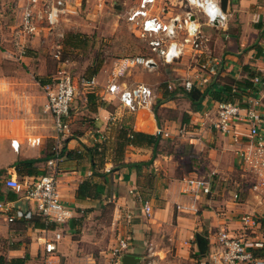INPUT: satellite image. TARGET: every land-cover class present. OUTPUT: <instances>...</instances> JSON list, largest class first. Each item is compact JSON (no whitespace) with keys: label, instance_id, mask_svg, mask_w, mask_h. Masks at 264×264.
I'll use <instances>...</instances> for the list:
<instances>
[{"label":"crops","instance_id":"crops-1","mask_svg":"<svg viewBox=\"0 0 264 264\" xmlns=\"http://www.w3.org/2000/svg\"><path fill=\"white\" fill-rule=\"evenodd\" d=\"M11 1L0 0L3 33L11 31L19 16ZM139 1L104 0L103 5L96 0L70 2L53 34L42 31L26 42L21 62L34 65L32 60L39 53L36 50L41 45L51 47L58 34L62 35L63 47L78 49L80 46L65 43L68 34L83 38L84 32L88 34L95 27L97 14L113 6L124 9L126 14ZM216 1L227 14L225 25L210 26L200 21L206 50L197 63H206L208 72L214 68L209 81L203 87L197 86L196 77L205 74L206 69L194 66L188 47L178 62L167 64L169 73L174 72L181 80L191 78L199 89L210 83L219 91L230 87L233 100L258 98L264 111V0ZM154 5V13L164 19L173 15L181 18L187 10L179 0H156ZM164 5L168 9L162 12ZM79 11H84L83 16ZM13 50L8 43H0V200L17 198L5 186V174L40 175L46 170L45 161L57 157L58 191L72 216L64 224L48 222L37 215L24 223H8L14 226L12 229L0 223V235L28 238L10 241L12 257H25L24 264H120L122 255L131 254L139 259L136 264H145L150 252L155 264H162L163 257L172 250L174 261L192 262L194 257L210 259L218 250L215 233L219 228L264 245V190L250 188L255 177L246 174L235 153L236 143L213 127L216 103L221 100L208 93L194 110L182 94L170 97L179 86L175 82L162 83L159 77L150 76L142 80L138 75L128 80L125 76L132 69L120 82L127 86L145 83L154 89V97L147 106L127 111L116 97L102 98L112 63L108 69L96 66L86 71L87 76L95 77L96 86L72 102L67 133L56 134L52 116L44 111L46 96L42 109L52 127L31 132L21 123L33 117V72L31 67L26 71L6 66L10 61L16 63ZM38 65L43 68V63ZM43 74L35 77L40 86L50 82L48 73ZM256 74L262 75L260 83L252 81ZM14 122L18 125L12 126ZM239 129L245 131V126ZM131 132L140 136L131 138ZM34 138H39V143H31ZM12 139L19 143L17 151L11 146ZM192 178L205 180L210 192L204 193L186 182ZM145 204L150 207V215L145 214ZM246 214L256 222L252 229L243 226L241 218ZM56 232L62 236L56 249L46 254L44 241ZM196 234L206 240L204 255L198 250ZM120 239H127L128 247L115 254ZM254 252L264 255V246Z\"/></svg>","mask_w":264,"mask_h":264},{"label":"built area","instance_id":"built-area-1","mask_svg":"<svg viewBox=\"0 0 264 264\" xmlns=\"http://www.w3.org/2000/svg\"><path fill=\"white\" fill-rule=\"evenodd\" d=\"M74 0H12V6L19 11L15 26L10 32L3 33L0 29V43H8L13 52L12 58L21 60L25 54L27 41L46 31L53 34L63 16L68 12V5ZM103 5L104 0H96ZM187 8L184 15H173L164 19L160 14L154 13L156 0H140L135 7H131L125 14V19L137 32V35L146 43V54L126 55L116 59L107 78L102 98L107 95L116 97L120 105L127 111L135 112L147 106L154 97V89L142 82L132 86L120 82L122 76L135 68L153 70L157 62L165 64L178 62L185 55L186 48L192 52V61L197 68L205 70V74L197 76V86H205L209 81V74L214 68L207 71L206 63H197L199 56L205 52L206 38L200 30V21L210 26L223 27L227 21L216 0H179ZM168 7L164 5L162 12ZM4 35H8L4 37ZM58 39L62 38L58 34ZM56 57H59L61 46L56 45ZM191 61V66L193 65ZM216 64V62H215ZM58 77L44 85L46 103L44 111L52 116L54 129L57 135H64L69 131V116L71 104L76 94L88 92L95 88L96 79L93 76H71L65 70L58 71ZM262 75H254L252 81L260 83ZM185 90L195 87L192 79H184L179 83ZM171 87V84H168ZM245 100V99H244ZM222 100L216 103V118L213 127L223 135H230L236 143L235 153L242 161V165L249 177L250 188L254 191L264 190V111L260 99ZM245 126V131L239 129ZM160 131V130H159ZM167 135L166 132H164ZM34 138L31 143H39ZM11 146L18 150L17 140H11ZM59 159L50 158L45 161L46 170L40 175L5 174V186L17 194L13 201L0 200V215L8 223L19 218L30 219L32 215L43 217L48 222L64 224L71 216L70 208L62 203L58 191V178L60 174ZM196 189L204 193L210 192L209 184L198 178L187 179ZM238 196L235 194V197ZM17 201H26L27 209L16 206ZM144 211L150 215V207L145 204ZM244 228L252 229L256 226L254 219L246 214L241 218ZM218 250L210 255V262L217 264H264V255L254 252V249L264 245L259 240H247L232 236L225 228H219L216 233ZM62 234L56 232L53 237L44 241V252L52 253ZM128 247L127 239H120L114 249L115 254L124 252ZM149 250V249H148ZM211 263V264H212ZM145 264H155L153 256L148 253Z\"/></svg>","mask_w":264,"mask_h":264},{"label":"rangeland","instance_id":"rangeland-1","mask_svg":"<svg viewBox=\"0 0 264 264\" xmlns=\"http://www.w3.org/2000/svg\"><path fill=\"white\" fill-rule=\"evenodd\" d=\"M7 13L9 11H6ZM82 12V13H81ZM84 11H79L80 16H83ZM10 17V16H8ZM12 19V17H11ZM95 27L90 29L88 32H84L82 39L84 42L81 43L78 49L71 48L69 46H62V39L54 38L53 43L50 47L48 46H40L35 55L34 65L30 62L26 64L21 62V60H15L16 63L11 62L6 66L13 68L19 67L21 69H26V67H31L29 70L33 72V78L31 83V100L33 105V117L28 119V123H21L22 127L25 125L27 128L31 129V132L34 131H43L46 128L54 127V122L52 119V126L49 125V120L47 119V114L43 112L42 109V99L45 96L44 85L40 86L37 84L35 79L36 75L43 77L44 71L48 73L50 76V82L59 75L58 71L65 70L71 76L78 75H88L87 70L89 68H94L96 66H102L103 69H108L109 66L118 58H121L126 55H137V54H146L148 52L145 41H143L136 32L133 31L132 27H130L129 23L125 19V10L118 7L108 8L106 11H102L100 14L96 15L95 18ZM80 33V32H77ZM75 38V39H78ZM74 40V39H72ZM78 40V41H79ZM60 45V53L59 57H56L55 54L58 51L56 45ZM45 45V44H44ZM43 59V60H42ZM40 60V61H39ZM67 61L66 63H63ZM37 63H43V68L40 69V66H37ZM113 65V64H112ZM168 65L162 61L157 62V68L152 70V72L143 71L140 68L133 69L130 74L125 76L128 80H132L135 75H138L140 79L147 80L149 76L152 78H158L163 83V81H171L175 82V85H179L178 83L181 81L177 75L173 72L171 75L168 70ZM159 72V74H156ZM142 73H145V78ZM140 75V76H139ZM142 75V76H141ZM148 75V76H147ZM54 77V78H53ZM125 78V79H126ZM138 78V80H140ZM150 78V79H151ZM49 82V83H50ZM179 87V86H177ZM82 94H76L75 98L79 96H83L85 92H80ZM86 94V93H85ZM50 117V115H48ZM18 125V122L12 123V126ZM0 223L8 229V222L5 221L2 217H0ZM13 223V222H11ZM14 226L9 225V229H12ZM11 230H9L10 233ZM18 239L23 241H27L26 235H18V236H8V233L5 235H0V257L6 260H9L12 256L10 254V241L13 240L19 241ZM174 251H169L166 257H163L161 263L162 264H201L205 262L208 264L209 257L206 259L200 257H194L193 261L186 260H177L174 261ZM1 264V260H0Z\"/></svg>","mask_w":264,"mask_h":264},{"label":"trees","instance_id":"trees-1","mask_svg":"<svg viewBox=\"0 0 264 264\" xmlns=\"http://www.w3.org/2000/svg\"><path fill=\"white\" fill-rule=\"evenodd\" d=\"M75 38H78V35L70 33L67 35V37L65 39V43L67 42L73 46H80L81 43L84 42L82 39L79 40V38H81V37H79L78 39H75ZM72 39H74V40H72ZM252 75L253 74L250 73V76H252ZM240 83L245 84L246 86H249V83H245V82H240ZM239 90H240V92L243 91L242 88H239ZM230 91H231L230 87H226L223 91H219L213 87V83L212 84L210 83L204 89L192 87L190 90H185L182 87H176V89L170 93V97H173L176 94H182L185 98H187L190 101L192 108L194 110H196L199 107V105L201 104V102L204 100V98L207 96L208 93L210 94V96L212 98H217L218 100H221V101L222 100H233L234 99L232 96L233 94L231 95L232 92H230ZM139 136H140V133H138V132H134V133L131 132L130 133L131 138L139 137ZM130 141L133 142V140H131V139H130ZM27 175H30V174H27ZM33 217H34V215H32V217L30 219L19 218V219L15 220L14 222L24 223V222H27V221L33 219ZM262 224L264 227V221L262 222ZM0 260H1V264H24L25 257H12L9 260H6V259L0 257Z\"/></svg>","mask_w":264,"mask_h":264},{"label":"water","instance_id":"water-1","mask_svg":"<svg viewBox=\"0 0 264 264\" xmlns=\"http://www.w3.org/2000/svg\"><path fill=\"white\" fill-rule=\"evenodd\" d=\"M16 206H20L23 209H27V202L26 201H17L15 203ZM196 241L199 252L204 255L206 251V240L204 237L200 236L199 234H196ZM139 261V259L131 254H124L121 256L120 264H136Z\"/></svg>","mask_w":264,"mask_h":264}]
</instances>
